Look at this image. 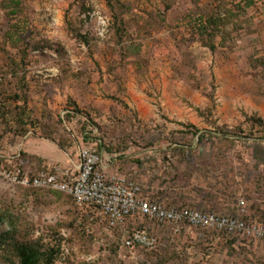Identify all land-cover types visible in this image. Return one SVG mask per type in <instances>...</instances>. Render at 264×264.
I'll return each instance as SVG.
<instances>
[{
    "label": "rangeland",
    "instance_id": "1",
    "mask_svg": "<svg viewBox=\"0 0 264 264\" xmlns=\"http://www.w3.org/2000/svg\"><path fill=\"white\" fill-rule=\"evenodd\" d=\"M0 80V264L19 245L41 264H264L262 240L145 218L108 233L22 183L77 174L76 109L144 199L264 225V0H0ZM131 230L158 246L123 247Z\"/></svg>",
    "mask_w": 264,
    "mask_h": 264
},
{
    "label": "built area",
    "instance_id": "2",
    "mask_svg": "<svg viewBox=\"0 0 264 264\" xmlns=\"http://www.w3.org/2000/svg\"><path fill=\"white\" fill-rule=\"evenodd\" d=\"M71 131L79 144L77 149L80 164L77 174L60 176L41 172L31 183H22L70 195L76 206L89 217L90 228L102 227L108 233L115 230L127 232L125 228L128 222L145 218L159 225L187 224L194 228L215 230L227 235L242 234L264 241L263 224L248 223L237 217L190 208H167L144 199L138 184L124 177L106 173L109 162L104 161L99 150V140H94L98 139L94 135L97 133L96 129L89 126L82 132L83 135H79L75 130ZM157 246L156 236L145 230H132L123 239V247L129 250H154Z\"/></svg>",
    "mask_w": 264,
    "mask_h": 264
},
{
    "label": "trees",
    "instance_id": "3",
    "mask_svg": "<svg viewBox=\"0 0 264 264\" xmlns=\"http://www.w3.org/2000/svg\"><path fill=\"white\" fill-rule=\"evenodd\" d=\"M73 111H75V114L79 115L78 121L81 120L80 121L81 123H78L79 131H81V130L85 131L90 125L97 127L95 121L85 111H80V110L77 111L76 109H74ZM75 114L68 115L67 118H64V119L60 117V123L62 125L64 132L68 136L72 133V137H73V132L70 130V125L74 122V119L77 117V115H75ZM80 117H83V118L81 119ZM108 150H109V148H108ZM115 170L117 171V173L121 174L120 173L121 171H118V169H115ZM121 175H123V174H121ZM86 220L88 223V220H89L88 216H87ZM250 223H252V222H250ZM129 232H132V230ZM222 233L225 234L224 232H222ZM17 249H18L17 253H18V257L20 259V264H41L42 259H44V252H42L40 248H35L33 246L19 245Z\"/></svg>",
    "mask_w": 264,
    "mask_h": 264
},
{
    "label": "crops",
    "instance_id": "4",
    "mask_svg": "<svg viewBox=\"0 0 264 264\" xmlns=\"http://www.w3.org/2000/svg\"><path fill=\"white\" fill-rule=\"evenodd\" d=\"M106 161V160H105ZM108 162V161H107ZM113 165L112 164H109L108 165V168H107V170H106V173L108 174V175H118V176H120V177H123V176H121L119 173H117V171L112 167Z\"/></svg>",
    "mask_w": 264,
    "mask_h": 264
}]
</instances>
